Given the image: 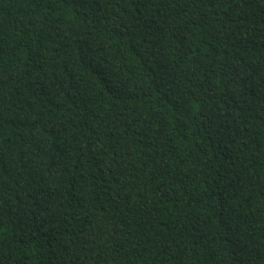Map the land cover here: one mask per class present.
I'll return each instance as SVG.
<instances>
[{
    "label": "trees",
    "instance_id": "1",
    "mask_svg": "<svg viewBox=\"0 0 264 264\" xmlns=\"http://www.w3.org/2000/svg\"><path fill=\"white\" fill-rule=\"evenodd\" d=\"M0 264H264V0H0Z\"/></svg>",
    "mask_w": 264,
    "mask_h": 264
}]
</instances>
